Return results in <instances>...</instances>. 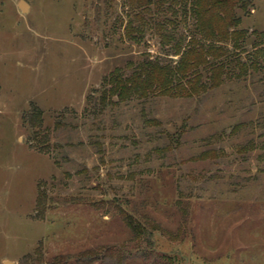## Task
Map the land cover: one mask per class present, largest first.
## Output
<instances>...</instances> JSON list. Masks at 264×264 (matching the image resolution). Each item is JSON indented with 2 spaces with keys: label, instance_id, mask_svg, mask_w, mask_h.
Returning a JSON list of instances; mask_svg holds the SVG:
<instances>
[{
  "label": "rangeland",
  "instance_id": "1",
  "mask_svg": "<svg viewBox=\"0 0 264 264\" xmlns=\"http://www.w3.org/2000/svg\"><path fill=\"white\" fill-rule=\"evenodd\" d=\"M132 15L127 0H0V264H264V60L199 96L103 109L115 70L178 61L151 29L125 36ZM241 28L264 33V1Z\"/></svg>",
  "mask_w": 264,
  "mask_h": 264
},
{
  "label": "trees",
  "instance_id": "2",
  "mask_svg": "<svg viewBox=\"0 0 264 264\" xmlns=\"http://www.w3.org/2000/svg\"><path fill=\"white\" fill-rule=\"evenodd\" d=\"M259 1L264 0H127L133 15L125 25V36L138 41L147 29H151L158 34L163 47H172L173 56L178 57V61L163 63L160 59H146L135 65L129 64L133 69L129 76L115 70L105 82L101 97L103 109L133 97L199 96L221 87L227 76L236 75L237 69L241 74L250 68H259V59L264 60V43L253 42L249 60L243 63L241 58L251 37L264 38V33H249L241 28L244 17ZM189 17L194 21L193 31L187 38H178L176 31L180 19L186 21ZM183 134L184 128L181 127L171 137L172 143H179ZM121 215L141 246L152 244L151 231L126 211H121ZM93 254L85 252L75 258L59 256L49 263L33 264H69L74 260L81 262L97 257ZM164 258L167 263L174 264L172 258Z\"/></svg>",
  "mask_w": 264,
  "mask_h": 264
},
{
  "label": "water",
  "instance_id": "3",
  "mask_svg": "<svg viewBox=\"0 0 264 264\" xmlns=\"http://www.w3.org/2000/svg\"><path fill=\"white\" fill-rule=\"evenodd\" d=\"M19 7L21 8V12H25L26 10H27V8H28V5L24 2V1H21L20 3H19ZM5 264H10V263H5Z\"/></svg>",
  "mask_w": 264,
  "mask_h": 264
}]
</instances>
